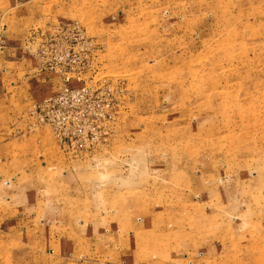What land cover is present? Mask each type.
I'll return each mask as SVG.
<instances>
[{
	"label": "rangeland",
	"instance_id": "rangeland-1",
	"mask_svg": "<svg viewBox=\"0 0 264 264\" xmlns=\"http://www.w3.org/2000/svg\"><path fill=\"white\" fill-rule=\"evenodd\" d=\"M45 1V12L39 2L33 21L21 24L20 46L45 86L26 107L0 111L5 191L31 177L35 194L33 205L28 196L21 205L8 193L0 200V264H142L172 253L185 228L193 249L205 247L207 234H225L214 264H264V0ZM0 23L2 59L9 44ZM58 23H77L95 46L82 75L68 81L42 71L36 57L42 34ZM82 86L97 92V104L71 111L99 120V137L64 149L35 108ZM19 167L27 172L16 174ZM53 196L80 209L132 201L134 231L89 241V253H53L44 210ZM81 216L80 226L93 219Z\"/></svg>",
	"mask_w": 264,
	"mask_h": 264
},
{
	"label": "crops",
	"instance_id": "crops-1",
	"mask_svg": "<svg viewBox=\"0 0 264 264\" xmlns=\"http://www.w3.org/2000/svg\"><path fill=\"white\" fill-rule=\"evenodd\" d=\"M48 1L50 2V0ZM39 2L45 4L40 10L45 12L47 8L45 0H0V22L7 23L5 29L8 31L7 37L9 44L8 49L3 54L2 59H0V63L2 62V64H0L2 67L0 68V92L6 90V99L3 100V103H1L2 101L0 100V111L8 108V104L9 106L17 105L19 110L26 107L28 102L39 99L41 93L40 89L45 86L44 83H41L42 75L39 74L35 61L30 56L23 53L20 48L24 39L23 35L25 34V32H23L24 26L21 24L31 23L33 21V16L37 13L34 8H36ZM11 14H14V16L9 18ZM8 88L13 89L12 92L14 95L12 97L15 104L10 103L7 99L8 97L11 98V96L8 95L11 90ZM2 127L3 125H0V156L7 153L6 146L8 144L5 142V133ZM47 153V157H51L53 154L52 149L49 148ZM51 161L53 160L50 158L46 160L44 167L47 168ZM9 166L10 165H8V167ZM32 170H37L36 164L30 165V172ZM16 172V174H21L27 171H25L24 167H19ZM30 179L34 181L31 177ZM30 179L26 182H21L19 179L13 181L8 184V191H5L6 179L3 180L0 172V200L4 199L8 193L12 196L10 199L11 202L15 204L18 201L19 205H21L20 201L25 199L23 197L28 196L31 205H33L32 195L34 199L35 194L32 193V187L29 184ZM33 190H35V188ZM36 196L38 197L37 193ZM98 203L99 207L97 208L96 202L93 201V203H90L91 209L88 207V210L85 203L80 209V206L77 208L69 206L68 203L63 204L59 199H55L54 196L45 199V207L44 205L43 207L46 213V219L50 222L48 224H51L45 232L47 238L46 244L48 248H51V252L65 253L66 251H76L80 253H89L92 251V245L88 243L89 241L97 242L103 240V238H114L121 233L124 234L123 236L127 234H129V236L132 235L135 228L133 224L135 211L132 208V201L125 202L126 209L122 208V204L124 203L119 201L115 203L110 201L109 204L105 203L107 205H101V202ZM121 205L122 207H120ZM111 206H114L115 210L107 209L111 208ZM2 212L3 210L0 209V213ZM81 213H84L87 217L93 215V219L90 218L88 220L90 222L88 226L79 225V221L82 220L81 218H84V221L87 220V218L81 216ZM74 216H76V218ZM153 217L154 215H152V219ZM154 221V225L150 227L152 230L155 229L156 220ZM11 229H15V227ZM188 231L190 230L186 228L184 231H181L182 235H179V240L175 242L174 251L172 253L165 255L163 258L154 257L146 259L142 264H207L209 261L214 264L219 261L220 254L224 249V233L217 232L216 234H207L205 247L199 248L198 246L197 249H193V247L190 246V244H193L192 241H190L192 236ZM144 232H146V230H144ZM86 234L90 235L91 238H86ZM78 243H80V246L76 249L75 246ZM96 247V251L108 252L101 246L97 245ZM197 251L202 253L200 255L204 256L207 262L198 261L197 253H195ZM109 252L111 253L113 250ZM131 262H133L132 264H137V262Z\"/></svg>",
	"mask_w": 264,
	"mask_h": 264
},
{
	"label": "built area",
	"instance_id": "built-area-1",
	"mask_svg": "<svg viewBox=\"0 0 264 264\" xmlns=\"http://www.w3.org/2000/svg\"><path fill=\"white\" fill-rule=\"evenodd\" d=\"M37 52V61L42 71L66 76L82 75V62L95 49L94 43L86 38L77 23H58L49 33L42 34ZM99 95L93 89L82 86L78 90L65 88L56 96L46 99L35 108L34 115L40 123L50 126L55 138L64 149L74 140L93 144L99 137V120L82 121L73 116L71 109H89L97 104ZM80 102V104H77ZM112 118L110 117V120ZM69 152V150H68Z\"/></svg>",
	"mask_w": 264,
	"mask_h": 264
}]
</instances>
